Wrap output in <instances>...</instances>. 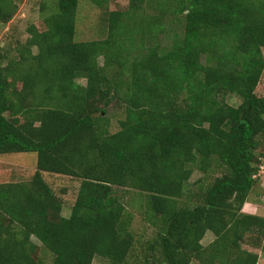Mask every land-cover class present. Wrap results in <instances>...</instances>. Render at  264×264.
Masks as SVG:
<instances>
[{
	"label": "trees",
	"instance_id": "1",
	"mask_svg": "<svg viewBox=\"0 0 264 264\" xmlns=\"http://www.w3.org/2000/svg\"><path fill=\"white\" fill-rule=\"evenodd\" d=\"M79 1H42L17 58L0 46V155L37 154L31 180L0 183V264H258L243 245L257 232L264 257V217L243 207L264 164V0H91L106 34L86 41ZM18 8L0 0V23ZM169 15L183 26L163 49ZM43 172L80 180L69 216Z\"/></svg>",
	"mask_w": 264,
	"mask_h": 264
},
{
	"label": "rangeland",
	"instance_id": "2",
	"mask_svg": "<svg viewBox=\"0 0 264 264\" xmlns=\"http://www.w3.org/2000/svg\"><path fill=\"white\" fill-rule=\"evenodd\" d=\"M19 4L18 11L12 20L6 23H0V46L1 50L9 58H17L19 54V43L25 42L28 38L27 27L30 23H35L42 28V11L41 2L50 3L52 0H17ZM113 9L125 10L129 8V0H117L111 4ZM104 9L97 7L91 0H80L77 12V32L76 40L86 41L99 39L106 34V15ZM147 13H156L155 9H147L139 15L145 18ZM165 31L159 34L155 39H150L152 42H159L162 48L170 47L177 35L181 32L183 26V18L169 15L163 21ZM149 41V42H151ZM264 53V48H263ZM103 63L102 58L100 59ZM82 83L85 80H80ZM256 92L259 96H264V72L257 86ZM228 102L234 105L239 103V99L235 96H228ZM109 116L111 118V131L115 132L120 128L118 119L122 116L118 106L111 105L109 107ZM37 169V154L36 152H14L0 155V183L10 181H28L31 180ZM201 175L195 171L191 181H194ZM45 180L58 193L63 200L62 215L69 216L71 208L75 202L77 192L80 185V180L64 174L43 172ZM258 182L254 189L249 194L248 200L243 207V212L255 214L264 217V171L258 175ZM125 194L124 201L127 203L134 197L140 199L139 194L134 190H128ZM122 191H119V195ZM134 212L132 229L145 239L152 236L154 233L153 227L144 219L143 212H140L136 207L129 206ZM257 233V232H256ZM253 233L250 242L244 243V248L259 253L258 264H264L263 251L261 247L256 246V239L259 235ZM215 238L212 232H207L202 242L208 245ZM43 256L46 261H51V255L47 251H43ZM93 264H110V262L101 257H96ZM191 264H202L198 260H193Z\"/></svg>",
	"mask_w": 264,
	"mask_h": 264
},
{
	"label": "built area",
	"instance_id": "3",
	"mask_svg": "<svg viewBox=\"0 0 264 264\" xmlns=\"http://www.w3.org/2000/svg\"><path fill=\"white\" fill-rule=\"evenodd\" d=\"M263 171H264V164L261 166V169H260L258 175H259L261 172H263ZM256 176H257V175H256Z\"/></svg>",
	"mask_w": 264,
	"mask_h": 264
}]
</instances>
